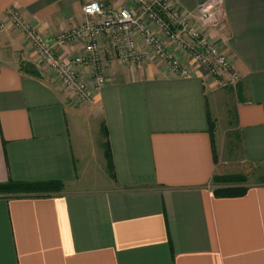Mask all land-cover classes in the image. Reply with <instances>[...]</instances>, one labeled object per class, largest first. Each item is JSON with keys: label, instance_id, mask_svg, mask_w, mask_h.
<instances>
[{"label": "crops", "instance_id": "obj_1", "mask_svg": "<svg viewBox=\"0 0 264 264\" xmlns=\"http://www.w3.org/2000/svg\"><path fill=\"white\" fill-rule=\"evenodd\" d=\"M92 1L118 0H0V184L45 191L0 196V264H264V0H224L207 33L235 89L179 51L188 77L156 58L124 66L106 41L107 82L82 103L2 25L18 11L53 43ZM173 1L189 13L205 0ZM224 176L246 192L217 193Z\"/></svg>", "mask_w": 264, "mask_h": 264}, {"label": "built area", "instance_id": "obj_2", "mask_svg": "<svg viewBox=\"0 0 264 264\" xmlns=\"http://www.w3.org/2000/svg\"><path fill=\"white\" fill-rule=\"evenodd\" d=\"M83 14L82 26L60 34L53 43L15 10L9 11L2 28L11 26L22 33L38 61L82 103H91L107 82V42L124 66H139L156 58L188 77L189 70L176 56L179 51L208 69L219 88L235 89L240 83L231 61L207 35L224 23V0H205L189 13L173 0H118L108 7L92 1L83 7ZM74 43L82 45L83 54L61 59L58 49ZM84 68L90 69L89 76L83 75Z\"/></svg>", "mask_w": 264, "mask_h": 264}, {"label": "trees", "instance_id": "obj_3", "mask_svg": "<svg viewBox=\"0 0 264 264\" xmlns=\"http://www.w3.org/2000/svg\"><path fill=\"white\" fill-rule=\"evenodd\" d=\"M218 183L224 185H229L222 190H218L219 194L226 196L242 195L246 192L244 187H239L234 185L245 184L247 182L246 177L244 176H224L215 178ZM260 180L264 181V177H261ZM42 185L35 184H26V183H17V182H8L0 184V196H28L34 195L39 192L44 191ZM45 192V191H44Z\"/></svg>", "mask_w": 264, "mask_h": 264}, {"label": "rangeland", "instance_id": "obj_4", "mask_svg": "<svg viewBox=\"0 0 264 264\" xmlns=\"http://www.w3.org/2000/svg\"><path fill=\"white\" fill-rule=\"evenodd\" d=\"M3 29V28H2ZM24 36V35H23ZM28 43H29V45L31 46V48H32V50L34 51V53H36L35 52V49H34V47L32 46V44L28 41ZM41 64V63H40ZM41 65H43V64H41ZM44 66V65H43ZM219 88V87H218ZM219 89H221V88H219ZM227 148H228V144H227V137L225 136L224 138H223V142L221 143V145H220V150H221V162H224V163H232V164H234V163H236L235 161H231L232 159H229V158H231L228 154V150H227ZM232 155V154H231ZM223 157V158H222ZM229 157V158H228Z\"/></svg>", "mask_w": 264, "mask_h": 264}]
</instances>
